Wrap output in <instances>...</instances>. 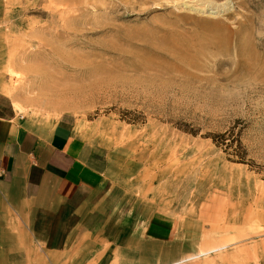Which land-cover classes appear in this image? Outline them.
Returning a JSON list of instances; mask_svg holds the SVG:
<instances>
[{"label":"rangeland","instance_id":"obj_1","mask_svg":"<svg viewBox=\"0 0 264 264\" xmlns=\"http://www.w3.org/2000/svg\"><path fill=\"white\" fill-rule=\"evenodd\" d=\"M0 73L71 120L112 214L177 219L169 264H264V0H0Z\"/></svg>","mask_w":264,"mask_h":264},{"label":"crops","instance_id":"obj_2","mask_svg":"<svg viewBox=\"0 0 264 264\" xmlns=\"http://www.w3.org/2000/svg\"><path fill=\"white\" fill-rule=\"evenodd\" d=\"M4 79L0 264H70L74 251L79 264H169L196 249L177 239L167 211L112 214L103 169L87 159L71 120L21 110Z\"/></svg>","mask_w":264,"mask_h":264},{"label":"trees","instance_id":"obj_3","mask_svg":"<svg viewBox=\"0 0 264 264\" xmlns=\"http://www.w3.org/2000/svg\"><path fill=\"white\" fill-rule=\"evenodd\" d=\"M241 160H244V158L242 157V158H240Z\"/></svg>","mask_w":264,"mask_h":264},{"label":"bare ground","instance_id":"obj_4","mask_svg":"<svg viewBox=\"0 0 264 264\" xmlns=\"http://www.w3.org/2000/svg\"><path fill=\"white\" fill-rule=\"evenodd\" d=\"M182 17V16H181Z\"/></svg>","mask_w":264,"mask_h":264}]
</instances>
